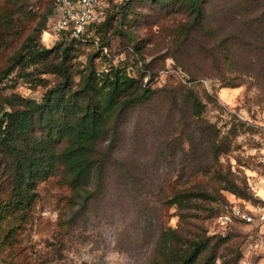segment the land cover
I'll return each mask as SVG.
<instances>
[{
	"label": "trees",
	"instance_id": "obj_1",
	"mask_svg": "<svg viewBox=\"0 0 264 264\" xmlns=\"http://www.w3.org/2000/svg\"><path fill=\"white\" fill-rule=\"evenodd\" d=\"M133 1L186 15L173 26L171 55L191 80L216 78L235 87L254 78L264 85V0H128L118 12L107 0L84 39L62 30L52 47L40 39L55 0H0L2 240L27 226L41 183L57 178L70 190L67 212L97 202L135 211L138 234L148 232L161 209L175 206L180 224L158 227L149 264H213L219 242L182 221L210 214L224 190L252 200L246 179L221 159L234 130L224 132L203 115L206 104L194 89L175 82L154 88L128 59L115 63L95 50L115 34L141 52L129 29L138 14ZM89 47L94 50L82 60ZM98 59L106 66L98 68ZM19 79L42 87L41 98L1 91ZM132 112L137 118L124 139ZM163 164L175 168L165 171Z\"/></svg>",
	"mask_w": 264,
	"mask_h": 264
},
{
	"label": "rangeland",
	"instance_id": "obj_2",
	"mask_svg": "<svg viewBox=\"0 0 264 264\" xmlns=\"http://www.w3.org/2000/svg\"><path fill=\"white\" fill-rule=\"evenodd\" d=\"M127 1L110 0V6L118 12L127 5ZM133 3L137 5L138 14L129 29L141 42V52L134 50L132 42L128 44L121 35L115 34L111 36L110 45L99 47L96 43L95 50H102L115 63L128 59L130 64L133 63L132 72L140 70L145 73L144 82L150 80L154 88L175 82L194 89L206 104L203 115L222 131L235 132L231 150L221 157L222 162L246 179L252 197L247 203L264 206V163L261 161L264 150V85L254 78L245 79L235 87L223 86L216 78L191 80L171 55L175 48V44L171 47L173 26L184 22L186 15L183 12H164L151 3L147 6ZM54 22L53 13L40 39L47 47L58 41L59 36L53 30ZM93 50V47L86 48L81 59L85 60ZM96 63L98 68L106 66L101 59ZM48 77L51 81L55 79L52 75ZM1 91H15L40 99L44 90L19 79L14 88ZM136 118L137 113L132 112L124 122V139L131 133ZM162 168L169 171L175 166L163 164ZM200 180L209 181L205 177ZM222 194L221 200L211 204L213 211L210 214L189 218L182 223H190L193 231H200L211 238V244L219 242L213 264H264V221L257 216L251 223L241 219L222 223L220 214L235 205L243 208L248 205L230 191L224 190ZM68 195L70 190L57 178L43 182L40 198L27 226L5 241L2 240L5 224H0V264H149L158 242V227L180 224L177 208L167 206L161 209V215L147 222V233L138 234L132 229L135 211L111 210L97 202L86 211L75 206L67 212Z\"/></svg>",
	"mask_w": 264,
	"mask_h": 264
},
{
	"label": "built area",
	"instance_id": "obj_3",
	"mask_svg": "<svg viewBox=\"0 0 264 264\" xmlns=\"http://www.w3.org/2000/svg\"><path fill=\"white\" fill-rule=\"evenodd\" d=\"M106 5L107 0H55L56 22L53 24L55 34L65 30L72 38L84 39L90 25L103 18ZM262 154L261 161L264 163V150ZM257 216L264 221V206L248 204L243 208L235 205L231 210L220 214L219 220L222 223H230L234 219H241L251 223Z\"/></svg>",
	"mask_w": 264,
	"mask_h": 264
}]
</instances>
